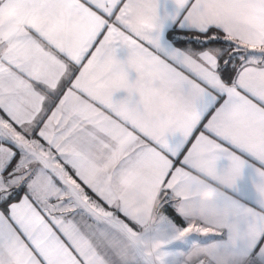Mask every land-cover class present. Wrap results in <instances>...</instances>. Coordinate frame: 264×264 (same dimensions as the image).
<instances>
[{
  "label": "snow or ice",
  "instance_id": "obj_1",
  "mask_svg": "<svg viewBox=\"0 0 264 264\" xmlns=\"http://www.w3.org/2000/svg\"><path fill=\"white\" fill-rule=\"evenodd\" d=\"M0 264H264V0H0Z\"/></svg>",
  "mask_w": 264,
  "mask_h": 264
},
{
  "label": "clouds",
  "instance_id": "obj_2",
  "mask_svg": "<svg viewBox=\"0 0 264 264\" xmlns=\"http://www.w3.org/2000/svg\"><path fill=\"white\" fill-rule=\"evenodd\" d=\"M211 195V190H205L204 196H210Z\"/></svg>",
  "mask_w": 264,
  "mask_h": 264
},
{
  "label": "crops",
  "instance_id": "obj_3",
  "mask_svg": "<svg viewBox=\"0 0 264 264\" xmlns=\"http://www.w3.org/2000/svg\"><path fill=\"white\" fill-rule=\"evenodd\" d=\"M200 238L203 239V236H201Z\"/></svg>",
  "mask_w": 264,
  "mask_h": 264
}]
</instances>
